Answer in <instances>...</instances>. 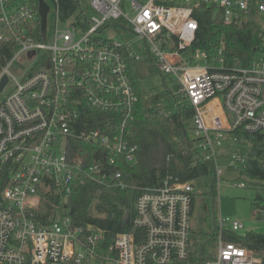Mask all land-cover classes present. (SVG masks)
Returning <instances> with one entry per match:
<instances>
[{
  "label": "built area",
  "instance_id": "obj_1",
  "mask_svg": "<svg viewBox=\"0 0 264 264\" xmlns=\"http://www.w3.org/2000/svg\"><path fill=\"white\" fill-rule=\"evenodd\" d=\"M18 1L0 0V40L10 53L0 66V84L7 79L0 90V264L187 260L191 184L165 182L141 192L133 230L117 235L107 248L100 245V231L85 235L73 226L65 208L69 184L76 173L102 184L106 165L136 162L138 147L130 143L128 131L137 103L129 62L144 61L145 53L178 87V103L193 109V136L205 160L215 164V148L226 140L234 143L232 133L264 134V58L227 68L222 61L202 64L200 57L192 62L186 56L197 30L192 3L213 5L231 23L254 13L264 16V0H131L128 11L125 0H91L83 19L79 13L62 19L60 0H49L46 33L42 37L39 31L40 38L30 27L33 9ZM116 21L123 23L113 31L142 39L143 49L100 37ZM92 112L107 116L102 128ZM74 140L99 146L104 159L82 168L74 156ZM231 159L236 166L243 161L237 153ZM221 173L215 168L216 176ZM43 205L50 207L49 223L38 220ZM254 214L264 219V206ZM243 228L218 217L215 252L203 264H264L254 252L225 241L226 232Z\"/></svg>",
  "mask_w": 264,
  "mask_h": 264
},
{
  "label": "trees",
  "instance_id": "obj_2",
  "mask_svg": "<svg viewBox=\"0 0 264 264\" xmlns=\"http://www.w3.org/2000/svg\"><path fill=\"white\" fill-rule=\"evenodd\" d=\"M24 1L33 9L34 18L30 27L34 37L40 38V20L37 14L39 0ZM43 1L49 4V0ZM157 3H160L159 0ZM191 7L197 30L193 42L186 50V56L192 62L200 57L198 62L202 64L219 65V61H222L228 68L236 65L248 66L258 57L264 58V16L254 13L247 18H237L231 23H225L222 11L213 5L194 2ZM60 9L62 19L75 13H79L80 19H83L88 15L89 6H83L82 0H60ZM120 23L123 22L116 21L108 27L114 29ZM9 55L6 44L0 40V66ZM149 62L147 53L144 61L129 62V75L137 103L128 131L130 143L138 147L136 162L131 165L120 162L116 168L106 165L109 171L102 184L92 182L83 173H76L69 184L70 191L65 208L73 226L81 228L85 235L91 231H100V245L107 248L117 235L133 230L135 202L141 192L159 189L165 182L191 184L194 190L192 213L197 197L201 202L199 223L190 234L187 260L173 264H203L213 257L216 244L218 217L214 204V163L205 160L204 155L197 149L192 126L194 111L188 104L178 103V96L174 95L178 87L173 90L165 88L159 95H149L144 84L145 79L153 72H157L163 79L166 78ZM164 97L177 103L174 113H167L161 105ZM92 113L93 119L102 128L107 116ZM231 137L236 139L230 146L232 153L243 158L242 162L237 163L240 178L247 185L264 187V134L248 136L232 133ZM72 146L76 160L81 162L84 169L99 159H104L102 149L95 144L74 140ZM115 169L120 172L118 179L115 178ZM194 183H198L199 188H194ZM119 184L124 186L119 187ZM207 195L213 200L211 209ZM251 206L254 213L261 207L256 202ZM49 209V205H43L40 214H37L41 223H49ZM44 211L46 214H43ZM211 213L214 215L213 227L206 224ZM224 239L254 252L264 261V234L249 232L239 236L226 232Z\"/></svg>",
  "mask_w": 264,
  "mask_h": 264
},
{
  "label": "rangeland",
  "instance_id": "obj_3",
  "mask_svg": "<svg viewBox=\"0 0 264 264\" xmlns=\"http://www.w3.org/2000/svg\"><path fill=\"white\" fill-rule=\"evenodd\" d=\"M24 0L18 1L23 2ZM91 0H82L83 6H88ZM142 3L148 0H139ZM131 0H125L126 11L129 9ZM62 30L65 28L63 25H59ZM100 37L104 39H112L114 42H126L133 44L137 49H143L144 43L142 39H139L135 35L129 32L119 31L115 32L112 28L106 29ZM145 87L149 91V95H159L161 91H165V88L173 90L175 84L168 78H162L157 72L150 74L145 79ZM9 87L6 88L8 90ZM5 94V93H4ZM0 94V98H1ZM177 101L180 100L176 97ZM176 104L174 100L169 97L162 99L161 105L165 108L167 113H174L176 110ZM232 142L226 140L224 144L216 147L215 153V164L214 169H220L221 175L216 176V196L215 202L217 217L221 219H228L230 221H237L243 224V230L236 233V235L244 236L246 233L255 232L264 234V219H258L252 208L253 203H257L258 206H264V187L250 186L247 185L244 179L240 178V168L234 165L231 156ZM240 183H245L246 187L242 188L239 186ZM199 188L198 183H194V188ZM208 205L212 208L213 200L210 199L209 195ZM201 213V202L198 197L195 200L194 211L191 217V231H194L199 223V215ZM214 215L211 213L206 220V224L214 226ZM205 225V224H204Z\"/></svg>",
  "mask_w": 264,
  "mask_h": 264
},
{
  "label": "water",
  "instance_id": "obj_4",
  "mask_svg": "<svg viewBox=\"0 0 264 264\" xmlns=\"http://www.w3.org/2000/svg\"><path fill=\"white\" fill-rule=\"evenodd\" d=\"M37 10H38V16L40 20V31H41L42 37H44L46 33L47 15L49 12V6L47 5L45 1L39 0ZM6 81L7 79L3 78L0 84V90L4 87V85L6 84Z\"/></svg>",
  "mask_w": 264,
  "mask_h": 264
}]
</instances>
